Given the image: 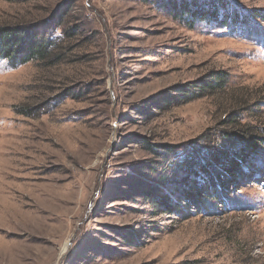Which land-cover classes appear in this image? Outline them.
Listing matches in <instances>:
<instances>
[{"label":"rangeland","instance_id":"374dc122","mask_svg":"<svg viewBox=\"0 0 264 264\" xmlns=\"http://www.w3.org/2000/svg\"><path fill=\"white\" fill-rule=\"evenodd\" d=\"M194 1L0 0V28L60 47L0 59V264H264V0L173 14ZM212 72L223 89L169 97ZM231 115L252 150L216 199L178 165Z\"/></svg>","mask_w":264,"mask_h":264},{"label":"trees","instance_id":"16d2710c","mask_svg":"<svg viewBox=\"0 0 264 264\" xmlns=\"http://www.w3.org/2000/svg\"><path fill=\"white\" fill-rule=\"evenodd\" d=\"M171 10L176 17L189 16L193 22H195L196 19H210L211 21H220V23L226 20V17L221 19L222 15L219 13L220 6L215 0H205L201 2L197 0L193 3H173ZM41 33L32 32L31 30L19 26H6L0 28V59L9 61L13 66L27 64L34 60H52L50 54L52 51L60 48L58 46V41L51 40V38L46 36L45 32ZM73 33L74 35L72 36H75V32ZM226 83V74L222 72H212L207 75L204 80L176 87L174 89L176 96L169 95V97L171 99L172 97H178L176 98L177 100L181 98L185 102H190L194 99H202L211 96L218 90L223 89ZM171 102L172 101L164 100V103L170 104ZM226 127L229 131L222 132L219 137V143H216L217 146L215 148L209 143L210 140H203L204 137L202 136L200 138L201 147L196 146V150L194 151H183L187 154L184 155V160L179 162L178 165L179 168L181 166L185 169L189 175V172L192 170V172L196 174L202 171L210 180L212 188L214 189L213 196H215L216 199L220 198L217 188L226 184V181L223 179L224 175L232 174V171L238 169L240 163L247 160L249 151L252 150L251 141L254 138V135L250 133L249 127L241 124L238 119H236V117L233 118L232 115L227 119ZM259 139L261 140L260 136ZM167 151V153L162 152L161 156L174 154L175 157H178L179 154L182 153V150L180 151L174 148H170ZM168 157L169 156L166 158ZM197 190H199L198 187ZM197 190L194 189V195L197 193H200V195L203 194L202 191L198 192ZM147 197L151 199L152 195H147ZM197 197H199V195H197ZM215 198L213 197V199ZM165 200L169 202L167 196ZM167 202L162 203L161 200L158 199L155 201L156 204H161L165 207H168Z\"/></svg>","mask_w":264,"mask_h":264}]
</instances>
